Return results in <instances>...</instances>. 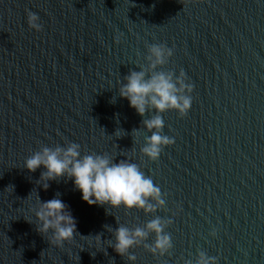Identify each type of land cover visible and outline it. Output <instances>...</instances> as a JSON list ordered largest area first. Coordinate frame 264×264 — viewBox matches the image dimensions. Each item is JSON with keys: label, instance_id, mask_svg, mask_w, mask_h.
<instances>
[{"label": "water", "instance_id": "water-1", "mask_svg": "<svg viewBox=\"0 0 264 264\" xmlns=\"http://www.w3.org/2000/svg\"><path fill=\"white\" fill-rule=\"evenodd\" d=\"M28 11L42 31L29 28ZM154 43L173 49L159 70H183L193 85L184 117L163 114L175 142L155 162L131 136L142 117L117 89ZM66 142L129 157L159 185L166 204L155 215L173 221V248L154 256L138 246L135 264H194L198 251L264 264V0H0V264H128L105 226L154 218L89 206L63 177L44 190V169L23 162ZM57 193L76 220L63 245L29 223L37 194Z\"/></svg>", "mask_w": 264, "mask_h": 264}, {"label": "clouds", "instance_id": "clouds-1", "mask_svg": "<svg viewBox=\"0 0 264 264\" xmlns=\"http://www.w3.org/2000/svg\"><path fill=\"white\" fill-rule=\"evenodd\" d=\"M39 20L36 13L27 12L30 29L42 31L43 25ZM147 51L146 66H136L139 71L130 69L123 81H118L117 89L119 97L127 99L129 107L142 117L141 126L133 129L131 136L135 135L139 142L142 137L140 153L155 162L160 158L162 150L175 142L174 138L164 133L163 114L175 111L179 117H184L192 105L193 85L186 83L183 70L178 74L159 70L173 56L172 48L163 43H154L147 46ZM41 167L44 169L40 178H45L41 184L44 190L49 187L48 181H59L63 177L72 181L74 189L81 193L82 201L89 206H107L110 209L123 207L129 211H142L146 216L153 215L154 218L143 226L129 227L118 222L115 229L105 226L112 237L107 240L108 247L126 258L128 264H135L137 257L131 250L138 246L144 247L154 256H164L173 248L171 235L166 231L173 221L155 215L166 204L161 189L154 184L152 176L131 158L126 157L117 162L116 157L107 153L82 154L80 144L66 142L64 146L41 145L39 150L32 152L23 162V168L29 172H35ZM31 211L32 222H28L35 224L40 234L50 236L57 245L75 238L76 220L60 199V193L44 202L37 194V203ZM210 235L215 237V229ZM150 237H154L151 243L148 242ZM93 238L104 242L100 234ZM185 264H193V261H185ZM194 264L218 262L205 251H198Z\"/></svg>", "mask_w": 264, "mask_h": 264}]
</instances>
